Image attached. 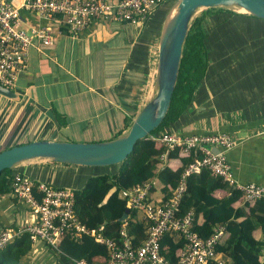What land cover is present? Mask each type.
<instances>
[{
    "label": "crops",
    "instance_id": "crops-1",
    "mask_svg": "<svg viewBox=\"0 0 264 264\" xmlns=\"http://www.w3.org/2000/svg\"><path fill=\"white\" fill-rule=\"evenodd\" d=\"M172 4L162 3L145 23L95 19L75 33L53 23V44L30 48L27 67L11 88L16 96L0 94V149L40 139L114 138L126 118L133 121L156 92L160 35ZM223 15L215 13L203 20L208 28L207 75L194 102L165 130L229 132L237 140L227 153L236 179L264 187V19L238 12L216 26ZM22 16L28 26L49 24L27 10H22ZM110 170L46 159L15 167V172L36 182L75 190L89 177ZM157 190L154 196H163L162 192L156 195ZM35 218V211L11 191L0 195V230ZM56 261L42 243L32 248L28 259L30 264Z\"/></svg>",
    "mask_w": 264,
    "mask_h": 264
},
{
    "label": "built area",
    "instance_id": "built-area-1",
    "mask_svg": "<svg viewBox=\"0 0 264 264\" xmlns=\"http://www.w3.org/2000/svg\"><path fill=\"white\" fill-rule=\"evenodd\" d=\"M175 1L0 0V84L8 88L16 86L27 67L30 48L37 43L45 46L53 44V23L74 33L84 30L95 19L145 23L162 3ZM22 10L41 15L49 24L26 25ZM149 135L168 148L179 147L184 152L199 150L203 156L185 166L167 199L154 197V180L120 190L119 196L126 199L129 210L140 212L149 224L148 235L140 245L133 243L126 223L120 228L118 240L107 236L102 226L90 227L83 223L75 210V189L36 182L24 173L15 172L11 192L35 211L36 218L16 228L1 229L0 250L24 233L30 235L33 248L42 243L55 253H62L60 243L66 236H91L108 250V257L102 264H171L162 252L161 238L168 232H177L185 239L177 264H228L225 253L218 251L226 238V226H215L212 234L203 238L194 230L193 212L180 214V205L187 190L188 178L202 169L211 171L240 190L247 201L264 198L262 185L241 183L235 177L227 153L237 140L225 131L183 134L164 130ZM214 147L218 148V152L213 151ZM73 260L75 264H94L85 258Z\"/></svg>",
    "mask_w": 264,
    "mask_h": 264
},
{
    "label": "trees",
    "instance_id": "trees-1",
    "mask_svg": "<svg viewBox=\"0 0 264 264\" xmlns=\"http://www.w3.org/2000/svg\"><path fill=\"white\" fill-rule=\"evenodd\" d=\"M215 13L224 14L217 19V26L238 12L215 7L205 9L195 16L184 43L179 78L170 109L152 133L164 131L170 122L178 119L194 102L198 86L206 77L209 65L208 28L204 27L203 20ZM131 123L132 118H126L123 129L114 137L124 133ZM202 156L199 150L184 152L179 147L168 148L148 135L135 145L123 162L107 166L110 171L89 177L82 188L75 190L76 214L90 227L102 226L104 233L116 240L122 224L126 223L133 243L140 245L148 235L149 224L134 210H130L127 218L120 221L128 209L126 199L119 196L120 190L154 180L153 191L160 189L163 198L167 199L185 166ZM15 167L5 169L0 174V195L12 190ZM35 194L40 197L37 191ZM189 211L194 214V230L203 238L210 236L215 226H226V238L219 245L218 251L225 253L228 264H264V198L247 201L240 190L211 171L202 169L187 180L180 214ZM258 233H261L260 237ZM184 246L185 239L180 233L168 232L161 238L162 252L171 264H177ZM32 248L30 235L24 233L1 250L0 264H30L28 259L32 255ZM60 249L62 253L53 252L57 264H75L74 258H85L94 264H102L108 257L107 248L91 236H66L60 243Z\"/></svg>",
    "mask_w": 264,
    "mask_h": 264
},
{
    "label": "water",
    "instance_id": "water-1",
    "mask_svg": "<svg viewBox=\"0 0 264 264\" xmlns=\"http://www.w3.org/2000/svg\"><path fill=\"white\" fill-rule=\"evenodd\" d=\"M223 7L264 18V0H177L166 15L159 41L155 75L156 92L121 135L100 141L40 139L0 151V174L23 162L46 159L82 166H109L123 162L135 145L151 134L165 119L179 78L183 47L195 16L208 8ZM0 94L16 96L0 84ZM218 152V148H212ZM167 159V158H166ZM129 208L120 218L124 221Z\"/></svg>",
    "mask_w": 264,
    "mask_h": 264
},
{
    "label": "rangeland",
    "instance_id": "rangeland-1",
    "mask_svg": "<svg viewBox=\"0 0 264 264\" xmlns=\"http://www.w3.org/2000/svg\"><path fill=\"white\" fill-rule=\"evenodd\" d=\"M160 193H161V190H157V194L156 195H160ZM154 197H156V196H154ZM139 217H141L140 215H141V213L139 212ZM0 252H1V250H0ZM51 264V263H50Z\"/></svg>",
    "mask_w": 264,
    "mask_h": 264
}]
</instances>
